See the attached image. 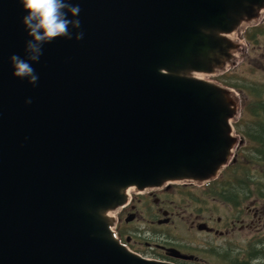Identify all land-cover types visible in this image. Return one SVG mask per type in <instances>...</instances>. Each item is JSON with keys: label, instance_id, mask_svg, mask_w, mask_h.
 Segmentation results:
<instances>
[{"label": "water", "instance_id": "1", "mask_svg": "<svg viewBox=\"0 0 264 264\" xmlns=\"http://www.w3.org/2000/svg\"><path fill=\"white\" fill-rule=\"evenodd\" d=\"M73 2L84 37L44 45L33 86L9 61L24 12L0 0V264H170L122 245L116 213L230 162L240 101L206 77L238 63L264 0Z\"/></svg>", "mask_w": 264, "mask_h": 264}, {"label": "flooded vegetation", "instance_id": "2", "mask_svg": "<svg viewBox=\"0 0 264 264\" xmlns=\"http://www.w3.org/2000/svg\"><path fill=\"white\" fill-rule=\"evenodd\" d=\"M239 127L240 152L259 143V125ZM140 222L144 228L135 226ZM117 230L136 253L174 264H225L231 249L246 241L256 260L264 258V198L258 188L170 184L133 194Z\"/></svg>", "mask_w": 264, "mask_h": 264}, {"label": "clouds", "instance_id": "3", "mask_svg": "<svg viewBox=\"0 0 264 264\" xmlns=\"http://www.w3.org/2000/svg\"><path fill=\"white\" fill-rule=\"evenodd\" d=\"M18 3L24 12L21 23L28 39L24 42V55L12 54L9 61L16 78L36 86L39 76L32 64L40 61L44 45L57 38L83 39L79 19L81 9L73 0H18ZM31 103V98L25 100V104ZM253 264H264V258H257Z\"/></svg>", "mask_w": 264, "mask_h": 264}, {"label": "rangeland", "instance_id": "4", "mask_svg": "<svg viewBox=\"0 0 264 264\" xmlns=\"http://www.w3.org/2000/svg\"><path fill=\"white\" fill-rule=\"evenodd\" d=\"M262 23H264V20ZM242 58L243 59L240 65L232 69L228 75L229 77L238 76L239 80L227 79V81H231L233 83L238 82L242 86H249L253 84L264 85V37L260 36V42L256 47L248 45L247 53L244 54ZM211 79L216 81L218 80L217 77H212ZM235 90L241 96L242 106H244V103L250 98L247 94L248 91L244 88H236ZM243 116L246 115L243 114ZM243 246L245 245L243 244ZM243 256L244 255H241V258Z\"/></svg>", "mask_w": 264, "mask_h": 264}, {"label": "trees", "instance_id": "5", "mask_svg": "<svg viewBox=\"0 0 264 264\" xmlns=\"http://www.w3.org/2000/svg\"><path fill=\"white\" fill-rule=\"evenodd\" d=\"M259 35H264V27L263 26L254 28V29L249 30L247 32V37L251 41V43H257ZM225 77L226 76H223L224 79H226ZM228 84L232 85L234 87H237V88H239L241 86L238 83H228ZM253 91L255 93L257 90L254 88ZM254 93L252 92V95H255ZM255 98L256 99H254L251 102V105L254 104V106H257V108H260V112H257L256 115L261 117V121L264 122V97L262 96V94L259 93V94H257V96ZM262 137H263V141H264V134H262ZM263 147H264V145H263ZM263 154H264V150H262V155ZM263 171H264V169H263ZM234 173L236 174L235 171H234ZM240 264H245V263L243 262V263H240Z\"/></svg>", "mask_w": 264, "mask_h": 264}]
</instances>
